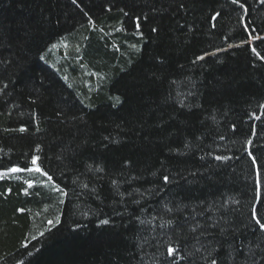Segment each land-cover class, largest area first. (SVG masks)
<instances>
[{
	"label": "trees",
	"instance_id": "trees-1",
	"mask_svg": "<svg viewBox=\"0 0 264 264\" xmlns=\"http://www.w3.org/2000/svg\"><path fill=\"white\" fill-rule=\"evenodd\" d=\"M261 224L264 0H0V264H264Z\"/></svg>",
	"mask_w": 264,
	"mask_h": 264
},
{
	"label": "snow or ice",
	"instance_id": "snow-or-ice-1",
	"mask_svg": "<svg viewBox=\"0 0 264 264\" xmlns=\"http://www.w3.org/2000/svg\"><path fill=\"white\" fill-rule=\"evenodd\" d=\"M234 2H238V0H234ZM23 130V129H22ZM36 160L37 158L36 157H33L32 159V164L35 165L36 164ZM20 169H17V168H13V169H10V171H19ZM31 170V169H29ZM35 171L39 172L40 169L39 168H36ZM49 179H51V177H49ZM165 180H167V177H165ZM259 223V221H257ZM51 223V222H50ZM103 223H107V221H104ZM261 227L264 228V224H261ZM213 264H215V261H213Z\"/></svg>",
	"mask_w": 264,
	"mask_h": 264
},
{
	"label": "rangeland",
	"instance_id": "rangeland-1",
	"mask_svg": "<svg viewBox=\"0 0 264 264\" xmlns=\"http://www.w3.org/2000/svg\"><path fill=\"white\" fill-rule=\"evenodd\" d=\"M110 110V109H109ZM45 166H47V162H42L41 164H38V166L36 167V168H39L40 170L42 169V168H44ZM35 168V169H36ZM37 171H35V174H33L29 179H27V180H25V181H23V185H22V187H24L26 184H28L30 181H32L33 180V178L37 175Z\"/></svg>",
	"mask_w": 264,
	"mask_h": 264
}]
</instances>
